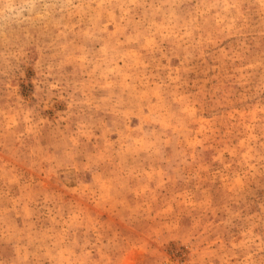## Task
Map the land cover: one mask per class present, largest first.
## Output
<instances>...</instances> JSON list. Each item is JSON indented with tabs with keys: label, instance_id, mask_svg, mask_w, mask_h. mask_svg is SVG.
<instances>
[{
	"label": "rangeland",
	"instance_id": "374dc122",
	"mask_svg": "<svg viewBox=\"0 0 264 264\" xmlns=\"http://www.w3.org/2000/svg\"><path fill=\"white\" fill-rule=\"evenodd\" d=\"M0 264H264V0H0Z\"/></svg>",
	"mask_w": 264,
	"mask_h": 264
}]
</instances>
